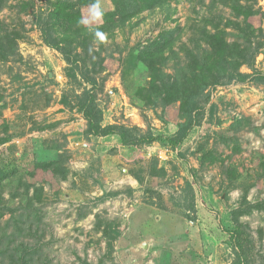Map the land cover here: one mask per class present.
<instances>
[{
    "label": "rangeland",
    "instance_id": "obj_1",
    "mask_svg": "<svg viewBox=\"0 0 264 264\" xmlns=\"http://www.w3.org/2000/svg\"><path fill=\"white\" fill-rule=\"evenodd\" d=\"M22 1L33 6L19 12ZM96 1L82 7L90 27L102 22L99 8H113ZM46 2L5 0L0 10V27L20 36L0 58V264H264V0L239 1L255 11L244 32L230 2L167 0L92 38L85 53L86 32L70 35L93 87L42 41L36 13ZM206 31L262 46L238 69L245 81L224 78L198 96L194 124L172 147L186 117L152 91L136 54L167 35L159 67L174 74L190 51L210 50ZM88 88L102 125L157 139L123 145L87 133L78 95Z\"/></svg>",
    "mask_w": 264,
    "mask_h": 264
},
{
    "label": "trees",
    "instance_id": "obj_2",
    "mask_svg": "<svg viewBox=\"0 0 264 264\" xmlns=\"http://www.w3.org/2000/svg\"><path fill=\"white\" fill-rule=\"evenodd\" d=\"M113 8L105 11L99 8V14L102 22L96 26H87L84 24L82 7L97 5L96 0H47L45 6L37 9L36 21L39 25L42 41L49 47L60 51L65 61L69 64L71 76L74 77L78 73L83 81L96 84V78L90 74L91 71L85 66L83 69L78 67L77 59L71 54V41L68 40L70 35H81L86 32L79 41L78 45L85 53L88 49L89 41L99 36L101 33L109 31L118 23H124L138 13L164 4L167 0H110ZM240 0H223L224 3H231L233 10L237 14H241L246 28L242 31H249L251 23L248 19L255 13L251 5H241ZM247 1V0H246ZM5 0H0V10ZM33 6V1L19 2V12L28 7ZM62 32V37L55 35V32ZM168 35L172 31L166 32ZM165 33V34H166ZM218 33V32H217ZM217 33L205 32V42L209 44L210 50L204 54H195L189 52L187 63L183 66L179 65L175 69V73H165L161 64L162 55L166 50L172 49L171 39L164 35L155 38L145 44L138 50L136 58L145 63L150 70L151 87L156 96L162 97V101L167 104L173 101H179V108L186 120L180 123L177 131L168 138L172 147H176L186 137L188 130L195 122L193 112L198 109V96L210 84L219 83L226 78L228 81L237 80L245 81L249 74L239 71V67L243 64L252 65L256 53H258L261 43H257L253 49L248 44L241 45L230 44L225 41V37ZM249 32H247L248 34ZM20 37L16 31L11 29H3L0 27V58L12 56L17 50V38ZM249 42V39L246 40ZM79 55V54H77ZM76 68L78 71L76 72ZM73 70V71H72ZM262 78V77H261ZM260 79V78H259ZM79 107L82 110L84 118L87 121V133L91 135L105 136L116 134L120 137L123 145L141 144L155 141L157 137L151 134H144L130 139L128 128L118 124L102 125V113L95 99V93L91 88L84 89L78 95ZM54 161L36 163V167L46 169ZM235 233V232H234ZM234 238L235 235L231 234ZM236 240V239H235ZM26 254V253H25ZM22 264H31L26 258H21Z\"/></svg>",
    "mask_w": 264,
    "mask_h": 264
}]
</instances>
